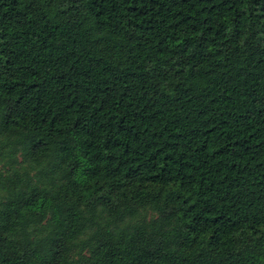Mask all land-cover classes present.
<instances>
[{"label":"trees","instance_id":"16d2710c","mask_svg":"<svg viewBox=\"0 0 264 264\" xmlns=\"http://www.w3.org/2000/svg\"><path fill=\"white\" fill-rule=\"evenodd\" d=\"M0 264H264V0H0Z\"/></svg>","mask_w":264,"mask_h":264}]
</instances>
